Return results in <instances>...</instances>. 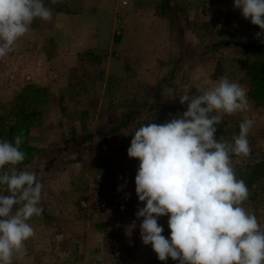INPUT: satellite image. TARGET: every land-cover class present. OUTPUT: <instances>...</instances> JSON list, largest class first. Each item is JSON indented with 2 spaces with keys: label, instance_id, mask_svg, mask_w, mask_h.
<instances>
[{
  "label": "clouds",
  "instance_id": "obj_1",
  "mask_svg": "<svg viewBox=\"0 0 264 264\" xmlns=\"http://www.w3.org/2000/svg\"><path fill=\"white\" fill-rule=\"evenodd\" d=\"M60 2L50 0L53 5ZM234 7L259 27L257 38L264 35V0H234ZM52 18L45 0H0V59L14 51L36 19ZM199 92L179 97L182 105L187 103L181 115L140 126L127 150L140 162L135 191L144 203L136 213L143 218L142 243L150 244L160 261L170 257L179 264H264V227L244 207L249 189L231 162V155L250 158L248 136L255 121L245 118L233 142L215 136L223 115L249 110L246 90L222 76L215 87ZM23 143L22 132L14 143L0 140V264H13L14 256L23 254L35 235L28 221L43 213V184L37 174L15 167L26 158ZM163 216L169 217L170 238L158 224Z\"/></svg>",
  "mask_w": 264,
  "mask_h": 264
},
{
  "label": "rangeland",
  "instance_id": "obj_2",
  "mask_svg": "<svg viewBox=\"0 0 264 264\" xmlns=\"http://www.w3.org/2000/svg\"><path fill=\"white\" fill-rule=\"evenodd\" d=\"M75 1L62 0V2L53 5L50 0H45V4L51 8L53 13L52 20L45 22L36 19L31 25L30 31L18 40L14 51L0 59V64L5 65L9 61V70L11 66H16V63L13 62L16 61V50H41V46H44L43 50H50L54 41L49 40L47 29L53 26L56 12L63 10L72 12L71 6ZM160 1L153 0L151 8L144 6L141 9L146 10L147 13L155 11L163 17L164 23L157 24V29L164 32L163 39L159 34L150 37V24L143 26L148 28H143V30L147 29L144 31L145 33L141 31V28H138V23L125 24L130 27L129 31L125 32L122 29L124 31L118 35L121 37V41L124 39L118 44V48L126 50L124 54L120 55V69L123 73L115 80L114 85L107 87L99 85L90 91L87 85H83L88 81L87 78L103 80L105 73L103 74L97 69L93 70L91 65L87 66L88 64H85L82 70L78 66L71 77H68L65 71H58L59 76L57 77L53 75L56 71L52 68L46 70L45 66L50 63L48 58L43 62L40 73L43 77L53 75V82L58 81L61 84L57 96L60 101L58 105L62 111H68L70 114L81 113L82 116H87L93 124L97 119L96 114L101 112L102 115L99 117L104 121L103 116L111 113L115 114L118 119L120 118L121 124L127 122L132 126L140 122L163 124L181 115L187 110V103L182 105L179 97L187 92L189 96H198L200 95L199 91L215 87L222 76L239 83L246 90L249 110L246 113H237L231 116L223 115L222 122L217 125L216 133L219 139L233 142V137L239 134L240 123L245 118L254 119L255 123L248 136L251 146L250 158L243 159L230 155L238 179H243L248 184L254 177L251 187L247 186L250 195L244 207L254 212L258 222L264 227V176H262L264 174V104L256 106L249 98V79L246 75L247 68L259 60L258 54L252 51L254 47H246V45L264 46V35L260 38L256 37V34L261 30L258 26L253 25L250 19L243 18L240 9L234 7V0H164V6H158ZM135 28L138 29V36ZM130 50H155L158 52L160 61L156 62L157 56L151 54L137 55L136 61H134L128 57ZM93 62L89 57L87 63L92 64ZM55 65L61 67L58 64ZM26 69L33 72L36 70L33 66H26ZM11 72L10 74H14L12 69ZM135 81L137 86L130 84ZM25 82L28 83L25 86L32 85L27 74ZM102 93L106 97L115 99L96 103L98 96ZM77 96L93 97L92 101L95 103H84L83 98L75 99ZM14 100L6 102L1 99L0 95V126L10 125L16 121L17 111L13 109ZM22 105L29 112L37 114L42 111L43 115L46 113L48 103L38 102ZM145 111H148L149 114L143 117L142 113ZM90 113L95 115L91 117ZM54 152L56 156L59 153ZM53 161H44L32 169L15 167L18 171L35 172L37 179L43 184V195L51 188L48 179L54 171ZM5 167L11 166L6 165ZM62 167V165L56 166L59 172L62 171ZM75 187L78 191L82 190L84 183H77ZM4 195H8V193H4ZM66 202L69 204V201ZM64 203L62 198H58L56 202V207L61 212ZM79 204L81 205V202L76 204L77 209H81ZM41 206H45L42 200ZM66 218L74 221L72 214L66 216L65 213H60L55 217L59 224L66 223ZM94 218V222H98L96 217ZM47 219V215H41L33 216L28 221L34 228L35 235L25 243L23 254L14 256L13 264H179L178 260L174 261L170 257L166 261H160L152 248L138 247L131 236L128 240L113 236L111 243L105 244L102 248L91 246L95 242L93 235L89 246L83 247V249L71 247L61 241L58 245L38 246L39 233L42 232L39 231V226L42 228L43 225H46ZM168 219V216H164V228L168 227ZM164 236L170 238V235ZM46 243L48 244L47 241ZM94 250L98 251L95 253Z\"/></svg>",
  "mask_w": 264,
  "mask_h": 264
},
{
  "label": "crops",
  "instance_id": "obj_3",
  "mask_svg": "<svg viewBox=\"0 0 264 264\" xmlns=\"http://www.w3.org/2000/svg\"><path fill=\"white\" fill-rule=\"evenodd\" d=\"M152 1L76 0L71 6L73 11L56 12L53 26L47 29L49 40L54 41L50 50H43L44 46H41V50H16V61H13L16 66H11L9 70V61H5V65L0 64L2 100L12 102L22 92L23 87L28 84L25 82L26 74L32 85L47 92L46 113L40 116L37 125L30 130L31 144L38 148L39 154L33 162L20 166L32 169L44 161L54 160V171L52 170L48 179L51 188L49 192L43 193L41 199L45 203L42 215L48 216V222L42 228L39 226V231L42 232L39 233L38 246L58 245L61 241L71 247L83 249L89 246L93 235L95 242L91 246L95 248L110 244L113 236L127 240L131 236L138 247L152 248L150 244L142 243L140 225L143 218L138 219L136 216L138 209L144 207L135 191V176L140 162L127 155L134 132L146 123L140 122L133 124L134 126L127 122L121 124L120 118L111 113L103 116V121L99 117L102 115L100 112L96 115L89 114L91 117H97V123L93 124L81 113L70 114L68 111H62L57 96L61 84L52 80L53 75L59 76L58 71H65L68 77H71L78 66L82 70V67L88 64L93 70L105 73L103 80L87 78L88 81L83 85H87L90 91L99 85H114L115 80L123 73L120 69V55L126 50L118 48V44L124 41H121L118 35L124 30L129 31L130 27L125 24L138 23V28H141L143 33L148 29L143 26L150 24V37L157 34L162 39L164 37V32L157 29V24L164 23L163 17L155 11L147 13L141 9L144 6L151 8ZM158 6H164V0H161ZM136 35L138 36V29ZM144 54L157 56L155 61H160L155 50H130L128 57L136 61L137 55ZM89 57L92 62L95 60L92 64L87 63ZM48 58L50 63L47 64L48 67L45 66L46 70L52 68L56 72L52 76L43 77L40 69ZM55 64L61 67H56ZM26 66H33L36 70L29 71ZM11 69L14 74H10ZM130 84L137 86L136 81ZM82 98L84 103H95L92 101L93 97H75ZM112 99L115 98L106 97L102 93L96 103L113 101ZM142 114L145 117L149 112ZM54 151L59 152L57 156ZM61 165L62 171L59 172L56 166ZM77 183H84V189L78 191L75 187ZM58 198L65 201L62 212L66 216L72 214L74 221L66 218L64 224L56 222V215L63 214L56 207ZM96 198L103 204L102 208L85 211L79 204L81 209H77V203L88 200L89 204H92ZM72 199L74 200L70 201ZM66 201H69V204ZM118 203H122L123 208H118ZM94 217L98 222H94ZM158 224L164 228V216L158 218ZM97 251L94 250L95 253Z\"/></svg>",
  "mask_w": 264,
  "mask_h": 264
},
{
  "label": "trees",
  "instance_id": "obj_4",
  "mask_svg": "<svg viewBox=\"0 0 264 264\" xmlns=\"http://www.w3.org/2000/svg\"><path fill=\"white\" fill-rule=\"evenodd\" d=\"M251 46L254 47L252 51L258 54L259 60L257 63L250 65L246 70V75L249 79L248 96L256 106H261L264 104V46L246 45V47ZM20 102H22V104L46 103L47 92L38 86H24L22 92L14 100L13 109L17 111L15 114L16 121L10 125L0 126V140H7L14 143V138L17 135L21 132L24 135V143L20 148L21 151L26 153V158L21 164L17 165V167L33 162L39 154L38 148L30 143L32 141L30 130L37 125L42 115V111L37 114L27 111V108L20 104ZM215 136L219 139L217 133H215ZM262 176H264V174ZM253 181L254 177L251 179L250 183L246 185L250 188ZM164 235H170L169 227L164 228Z\"/></svg>",
  "mask_w": 264,
  "mask_h": 264
},
{
  "label": "built area",
  "instance_id": "obj_5",
  "mask_svg": "<svg viewBox=\"0 0 264 264\" xmlns=\"http://www.w3.org/2000/svg\"><path fill=\"white\" fill-rule=\"evenodd\" d=\"M103 204H100V200L98 198H96L92 204H89L88 200H83L81 202V207L85 210V211H90V210H97L102 208ZM118 208H123V204L122 203H118Z\"/></svg>",
  "mask_w": 264,
  "mask_h": 264
}]
</instances>
